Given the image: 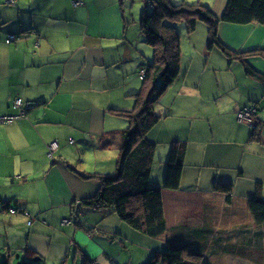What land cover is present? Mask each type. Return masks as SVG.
<instances>
[{"label":"crops","instance_id":"crops-1","mask_svg":"<svg viewBox=\"0 0 264 264\" xmlns=\"http://www.w3.org/2000/svg\"><path fill=\"white\" fill-rule=\"evenodd\" d=\"M203 4L221 17L227 0ZM136 19L122 0H0V117L19 115L18 98L40 103L27 116L0 125V249L9 257L20 251L25 255L31 247L29 241L24 246L19 238L12 240L10 227L21 223L30 235L37 226H45L38 218L53 223L50 209L63 211L59 220L72 236L76 257L79 253L92 264L120 261L110 248L118 239L134 245L139 239L150 240L153 243L146 249L155 254L168 246H192L188 243L193 240H180L185 228L226 231L221 225H254L249 201L258 192L264 197V82L248 75L245 63L264 73V26L258 23H221L218 28L223 43L245 55V62L227 61L217 47L223 61H181L180 76L156 105L161 120L148 133L156 143L154 189L123 199L119 211L81 205L100 187L98 179L81 174L117 171L120 146L109 139L129 122L112 109L133 110L132 95L142 87L147 66L143 67V54L135 44L142 36ZM174 25L183 38L203 41L205 52L208 24L199 22L190 34L182 22ZM10 34L18 37L7 42ZM190 63L207 73L205 87L189 77ZM248 105L256 107L261 140L253 139V127L237 119L238 111ZM177 141L186 143V152L180 186L172 190L164 183ZM53 142L59 148L50 159L48 146ZM89 154L97 166L93 172L82 166L86 163L82 157L88 159ZM217 183L233 184L230 200L215 191ZM28 209L31 225L30 218L22 215ZM73 210L85 226L73 220L64 223ZM136 217L149 225L162 218L167 232L150 237L134 222Z\"/></svg>","mask_w":264,"mask_h":264},{"label":"trees","instance_id":"trees-1","mask_svg":"<svg viewBox=\"0 0 264 264\" xmlns=\"http://www.w3.org/2000/svg\"><path fill=\"white\" fill-rule=\"evenodd\" d=\"M144 2L145 10L140 18V29L143 38H146V42L154 49V58L145 71L142 87L132 95L135 98L133 110L112 109L118 115L128 119L129 122L127 128L113 132L109 139L120 146L117 171L114 174H81L85 179L96 178L100 182L98 192L81 201V205L92 206L97 210L112 208L119 211L123 199L143 196L152 191L151 178L156 143L148 138V133L161 120V116L156 110L159 99L181 74L182 36L177 32L174 24L185 22L188 28L186 30L190 34L196 29L199 22L208 23L209 47L218 46L230 61L240 59L243 62L246 61L245 55L241 56V52L233 51L221 40L218 33L220 24L258 23L264 26V0H227L221 17L216 16L211 7L199 2L196 4L185 2L174 4L171 0H144ZM148 6H150L149 11L147 10ZM15 37L18 36L15 35ZM245 72L264 82V73L248 63H245ZM34 104L38 106L40 103L25 102L24 116H27L32 108H35ZM256 115L257 113L255 117ZM260 126L261 122L258 119L256 126H250L253 127L251 136L253 139L261 140ZM185 152V142H174L167 164L165 188L172 190L179 188ZM215 191L226 194L227 200H230L233 184L217 183ZM249 211L254 220L253 228L246 226L241 232L237 228L216 231L210 226L185 228V238L189 241L193 240L194 243L188 241V244L192 246H168L165 252H156L148 264H203L201 259L205 255L206 248L210 250L207 251L208 255L224 253L237 254L241 257L246 255L251 257V252L254 250L262 254L260 257L258 256V261L264 264V230L262 229L264 227V197L261 192H258L249 201ZM72 217L74 218H67L70 223L73 220L76 224L85 226L77 211L73 210ZM139 220L140 218L136 217L134 222L150 237L157 238L167 232L166 221L162 218L151 225L148 221L140 224ZM174 235L178 237L176 232L173 237ZM36 254L37 252L29 247L25 250V256L29 258ZM23 264L42 263L26 261ZM83 264H92V261L86 257ZM111 264L120 263L111 259Z\"/></svg>","mask_w":264,"mask_h":264},{"label":"rangeland","instance_id":"rangeland-1","mask_svg":"<svg viewBox=\"0 0 264 264\" xmlns=\"http://www.w3.org/2000/svg\"><path fill=\"white\" fill-rule=\"evenodd\" d=\"M122 1H123V5L125 4V2L127 4V13L129 12V15L131 17L133 15H136V18H137L136 20L139 21L138 25L140 29V18L142 16L143 11L145 10L144 0H122ZM173 1L175 0H172V2ZM181 1H184L188 4H196V2L203 4V3H207L212 0H181ZM133 8L135 9L133 10ZM149 9H150V6L147 7L148 11ZM134 11H136V13H134ZM201 22H204V21H201ZM204 23L208 24L206 22ZM130 25H132L133 27L135 23H132ZM182 25H184V27L188 29L187 24L185 22H182ZM126 26H128V24H126ZM185 32L188 33L187 31ZM142 36L140 38V41H136L137 39H135V44L138 45V47L141 49V53L143 54V57H142L143 67H146V66L148 67V65L150 64V62H152L154 58V49L152 48L150 44L146 42V38H143ZM202 42L203 41L201 40L192 38V36H188V37L186 36V38L182 37L181 38V47H182L181 48L182 49V60L181 61H223L222 55L216 51V47L219 48L218 46L209 48V44L204 43L206 44V50L204 53H202V44H201ZM194 43L197 45H195ZM219 50L221 51V49ZM226 56L225 58L227 59V61H229L228 59L229 57L228 56L226 57ZM238 60L240 59H236L234 61H238ZM189 73H190L189 77L192 79V81L195 82L196 85L199 86L201 84L203 88L208 84L209 79H208L207 73H205L202 66L190 63ZM191 86H194V85L191 83ZM192 91L197 92V94L201 93L200 89L198 90L192 89ZM87 157L88 159L82 157V159L86 160V163L85 164L83 163L82 166L84 170H86L87 172H93L97 168L96 164L93 163L94 158L91 156V154H89ZM23 194L27 196V194L25 193ZM91 211L93 212L92 209L90 210V213H92ZM23 212L31 213L32 211L31 209H28ZM23 212H22V215H23ZM61 212H63L61 209L59 210L50 209L48 211V214H49L50 219L53 221V223L48 224V221H45L44 218H38V220L41 221L43 224H45V226H40V225H39L40 227L37 226L36 227L37 230L30 235L28 234V231L24 229L25 227L21 223L18 225L11 226L10 227V230H11L10 238L12 240H16L17 238H19L20 240H22L23 242L22 244L24 246H26V244L29 241L30 242L29 246H31L30 248L32 249L34 248L33 250H35L37 254L34 257L29 258L25 256L22 251H20V252L14 253L12 257H9V255L4 252L3 247H1L0 264H19L20 262L23 264L25 261L38 262L42 264H83L84 263L83 257L79 258V253L77 254V257L75 255L76 247L74 243L71 242V239H70L72 236L67 234V229L65 228L66 225H62V223L59 220V216ZM91 216H93V213L91 214ZM46 218H47V214H46ZM67 218L71 219L72 217L70 218L69 216ZM240 218L243 219V217H240ZM249 222H252L251 216H249ZM247 226L249 228H253V226L255 225H247ZM221 227H225L228 230L237 228V230H239L240 232L245 229L244 228L245 226L241 227L240 225H235V223L226 224L225 226L221 225ZM262 229L264 230V227H262ZM216 231L218 230L216 229ZM4 237H6V235ZM185 239L186 238L183 237V239H180V240L181 242H183ZM180 240H178L177 242H179ZM123 241L124 242H121L120 239H118L117 241H114L112 242V244H110L111 245L110 248L112 252L117 254V256L119 257L118 260L120 261L118 262L120 264H141V262L143 263V258L144 259L146 258L147 262L149 263L154 253L146 249V246L147 244H152L153 242H151L150 240L145 242L139 239L137 241V242H140L138 243L139 245L137 244L134 245L130 241H126V240H123ZM156 241L160 242L159 240H156ZM155 246L157 245L155 244ZM206 254L207 255H204V257L201 259V262H203V264H261L258 261V258L262 255L261 253L254 251V250L251 252V257L249 255L241 257L237 254L232 255V254H224V253H215V254L208 255V252H207ZM17 255H19V257H17ZM36 257H38V260H35ZM147 262L144 260L143 264H146Z\"/></svg>","mask_w":264,"mask_h":264},{"label":"built area","instance_id":"built-area-1","mask_svg":"<svg viewBox=\"0 0 264 264\" xmlns=\"http://www.w3.org/2000/svg\"><path fill=\"white\" fill-rule=\"evenodd\" d=\"M11 2H13L14 0H10ZM15 35H9L7 38V42H11L13 40H15ZM145 75V74H144ZM15 105L18 108H21V111L19 113V115H10V116H4V117H0V125L3 124H11L13 123L15 120H17L20 117L24 116V109L25 107V102H23L22 98H18L15 101ZM256 107L254 105H248V106H244L243 108H241L238 113H237V119L239 121V123L245 124V125H249V126H253L257 123V119L255 117L256 114ZM73 140H70V143H73ZM59 148V144L57 142H53L48 146V152L47 155L50 159H53L55 157V153ZM11 212L14 214L17 211L16 210H11ZM25 214L28 218H30L28 220V225L32 224V220L33 218L31 217V215L27 212L23 213ZM65 224L70 223V221L68 219L64 220Z\"/></svg>","mask_w":264,"mask_h":264},{"label":"water","instance_id":"water-1","mask_svg":"<svg viewBox=\"0 0 264 264\" xmlns=\"http://www.w3.org/2000/svg\"><path fill=\"white\" fill-rule=\"evenodd\" d=\"M34 106H35V108L37 107L36 104H34ZM254 126H256V124ZM35 260H38V257H36ZM19 264H21V263H19Z\"/></svg>","mask_w":264,"mask_h":264}]
</instances>
